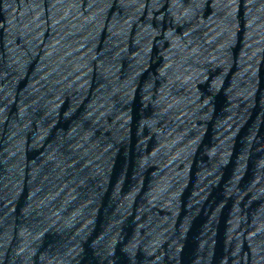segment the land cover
I'll use <instances>...</instances> for the list:
<instances>
[{"label": "water", "instance_id": "water-1", "mask_svg": "<svg viewBox=\"0 0 264 264\" xmlns=\"http://www.w3.org/2000/svg\"><path fill=\"white\" fill-rule=\"evenodd\" d=\"M0 264H264V0H0Z\"/></svg>", "mask_w": 264, "mask_h": 264}]
</instances>
